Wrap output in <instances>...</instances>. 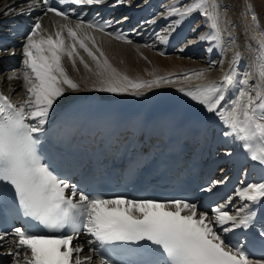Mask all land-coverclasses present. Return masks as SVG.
<instances>
[{"label":"snow or ice","instance_id":"snow-or-ice-1","mask_svg":"<svg viewBox=\"0 0 264 264\" xmlns=\"http://www.w3.org/2000/svg\"><path fill=\"white\" fill-rule=\"evenodd\" d=\"M64 3L83 8L101 6L108 0H59V4ZM59 4L41 0L39 4H29V8H41L44 15L53 13L68 21L70 12L61 10ZM131 4L132 0H114L110 7ZM253 7L247 4L246 12ZM163 9L161 17L175 19L163 34H156L161 42H167L176 27L199 13L208 31L199 33L188 43L214 42L207 49L209 52L214 47L223 52L226 44L233 47L228 70L220 80H208L178 90L215 115L224 125L223 135L239 142L249 159L264 166V28L258 26V14L252 11L249 27L253 30V38L259 41V55L240 72L237 66L242 54L235 50V36L228 28L227 5H221L219 0H171ZM41 19H36L26 34L22 45V67L7 77L8 80L22 77L26 98L14 103L0 92V199L10 201V206L19 215L30 218L41 229L33 232L28 227H13L11 232H0V244L8 247L6 255L12 258V264H92V256L81 255L85 251L84 245L73 243L81 233L93 237L88 241L89 245L95 242L100 245L117 242L140 245L144 242L147 250L159 257L149 264H264V259H249L252 253L245 244L228 238L229 233L243 229L264 241V222L259 220L255 210L257 206L264 207V179L250 183L241 181L225 204L201 211L188 198L128 199L123 195L105 198L86 193L55 172L41 153L40 137L45 134V125L54 105L68 92L80 90L79 83L68 74L65 59L77 71V61L92 71L81 54L80 50H83L96 65L98 90L102 92L133 90L134 94L140 95L143 89L174 80L172 74L134 80L119 73L86 31L104 32L127 17L120 21L99 18L86 24L78 20L74 26L61 23L54 26V31L43 27ZM155 22V19L148 21ZM200 27L197 24L191 31L197 33ZM257 30L260 32L258 38ZM107 34L131 43L120 32ZM87 40L93 47H89ZM3 51L8 55L16 54L14 50ZM223 63V59L210 61L208 69H192L178 74L177 78L185 83L205 78L207 71ZM219 183L222 181H213L205 190L211 191ZM234 199L239 203L234 204ZM229 206L233 211L227 210ZM10 236L15 240L9 242ZM91 250L96 252L95 247ZM99 255L98 264H112L102 253Z\"/></svg>","mask_w":264,"mask_h":264},{"label":"bare ground","instance_id":"bare-ground-1","mask_svg":"<svg viewBox=\"0 0 264 264\" xmlns=\"http://www.w3.org/2000/svg\"><path fill=\"white\" fill-rule=\"evenodd\" d=\"M33 1L34 0H0V25L4 24L6 19L17 14L19 11L28 9L29 3ZM170 2L171 0H132L131 6L121 5L115 9L114 12L118 16V21L123 17H127V20L124 21H132L135 22L137 26L144 25V29L148 28V35L152 33L156 27H159L157 31L152 33L150 40H145L143 43L135 41L127 43L96 29H86L88 35L94 38L96 47L104 51L112 67L119 73L127 75L134 80H149L153 79L155 76H168L172 74L173 83H160L159 85H154L151 88L141 91L151 89L178 90L180 87L203 84L208 80H220L224 72L228 70V62L233 56L234 49L231 45L226 44L223 52L217 47H214L213 51L209 52L207 49L212 46L214 42L188 43L189 41L195 40L199 33L208 31V29L203 26V17L199 13L194 14L191 18L186 19L182 24L176 27L175 31H172L168 36L167 42H161L157 39L156 34H163V30L175 19V17L164 18L160 16V13L164 10L163 6ZM219 3L221 5H227V17L230 20L228 28L235 36L237 46L235 50H238L242 54V59L237 67L240 72H243L248 66L249 61L253 60L254 56L259 55V41L253 38V30L249 27V22L251 21L252 11H255L259 16V28H264V0H219ZM247 4L254 6L251 11L246 12ZM8 6L11 8L10 11ZM154 10H158L156 14L152 13L150 16L145 14L146 11L153 12ZM140 11L142 12L141 15L138 14ZM221 11H224V9L221 8ZM153 19H155V23H148V21ZM61 23H69L72 26L76 24L69 20L64 21L60 17L47 16L43 27L47 28L49 31H54V26ZM197 24H200L201 27L198 29L197 33H193L191 29ZM255 35L257 38L260 36L259 30L255 32ZM225 40L227 41V36H225ZM181 41H184V43L174 48L175 45ZM86 43L89 44V47H93L90 40H87ZM170 47H173V49H170ZM182 47L184 48L183 52L180 51ZM80 51L85 60L89 63L92 71L86 70L79 61H77V68L79 69V71H77L72 68L67 59L64 60V65L68 74L79 83L80 90L68 92L56 105H54L53 110L49 114L48 123L53 120L58 109L75 96L87 92H100L118 96L134 92L133 90L123 93L99 91L98 88L100 85L95 75L96 65L83 50ZM15 52L22 54V48L16 49ZM161 53L164 54L161 55ZM5 55L6 53H0V57ZM221 59L224 60V63L212 67L204 74L205 78L192 79L187 83L177 78L178 74L192 69H208L210 61H219ZM18 69H20V67L15 69L7 68L0 58V90L12 95L16 103L26 98L22 77L13 80H8L7 77ZM17 75H20L19 72H17ZM224 130L225 129L217 132L216 143L221 152L227 153L232 151L234 141L231 137H225L223 135ZM238 202L239 201H237V203ZM6 250H8V247L3 244L0 245V251ZM88 254L89 253H84L81 255L85 256ZM0 264H12V259ZM92 264H98V260L94 257H92Z\"/></svg>","mask_w":264,"mask_h":264}]
</instances>
